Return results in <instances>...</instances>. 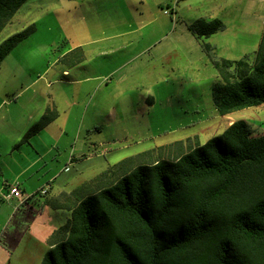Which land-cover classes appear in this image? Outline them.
Segmentation results:
<instances>
[{"label": "rangeland", "instance_id": "374dc122", "mask_svg": "<svg viewBox=\"0 0 264 264\" xmlns=\"http://www.w3.org/2000/svg\"><path fill=\"white\" fill-rule=\"evenodd\" d=\"M263 10L264 0H255L249 8L246 1L243 7H223L208 0H27L0 33L1 43L36 24V31L0 65V101L5 100L0 120L7 115L22 121L29 110L27 97L34 92L31 86L41 90V79L51 81L52 87L46 90L49 96L45 91L37 101L50 97L66 107L73 100L91 102L82 129L64 136L60 144L68 157L75 152L79 161L60 160L42 172L47 180L55 176L50 194L56 197L92 182L125 158L143 153L156 157L170 144L182 141L186 146L188 139L204 144L222 134L229 119H244L252 135L264 134V104L222 116L213 98L219 78L213 60L245 55L253 59L263 31ZM251 11L257 20L241 18L253 15ZM212 15L224 19L226 29L206 37L213 45L208 55L190 25ZM80 51L83 60L77 62ZM89 75L99 76V91L58 82ZM34 80L37 83L25 89ZM22 89L25 93L19 97ZM16 97L25 107L12 102ZM78 109L74 106L69 114L63 110L59 122L67 121L72 128L75 118L70 114ZM54 126L43 141L54 142ZM8 135L0 133V146L14 140ZM30 152L23 151L19 159L26 160ZM162 155L173 154L165 149ZM19 159L2 164L6 176L19 167ZM27 185L35 186V178ZM10 208L13 204L0 200V264H41L49 235L67 222V212L48 204L43 210L39 205L30 209L28 204L14 208L23 217L10 219Z\"/></svg>", "mask_w": 264, "mask_h": 264}, {"label": "trees", "instance_id": "16d2710c", "mask_svg": "<svg viewBox=\"0 0 264 264\" xmlns=\"http://www.w3.org/2000/svg\"><path fill=\"white\" fill-rule=\"evenodd\" d=\"M26 1L0 0V33ZM223 28L219 18L190 25L208 55L206 37ZM35 31L31 23L4 39L0 65ZM252 56L213 60L218 114L264 104V30ZM82 60L80 51L75 61ZM56 116L48 109L21 143ZM165 149L173 155L164 157ZM147 155L46 200L70 217L49 237L41 264H264V134L252 135L239 119L204 144L188 139Z\"/></svg>", "mask_w": 264, "mask_h": 264}, {"label": "crops", "instance_id": "0c3cea01", "mask_svg": "<svg viewBox=\"0 0 264 264\" xmlns=\"http://www.w3.org/2000/svg\"><path fill=\"white\" fill-rule=\"evenodd\" d=\"M177 1H179V0H177ZM208 1L211 3H218L219 6H223V7H233V6L237 7L238 5L243 7L244 1H246V4L249 8V7H253L254 3H255V0H208ZM238 12H239V10L237 9L235 11V14H238ZM241 12H243V11H241ZM251 13H253V15L246 13L245 15H241V18H244V19L248 18V19H250L251 22H254L255 20H257V18H256L253 11H251ZM15 16H14V18H15ZM14 18L12 19L11 22L14 21ZM213 18H219L222 21H225L224 19H222L221 17H219L217 15H212V16H210V18H207V19H213ZM262 22H263V30H264V10H263V21ZM225 29H226V25L224 22V28L221 31H225ZM262 34H263V31H262ZM261 37H262V35H261ZM259 43H260V41L258 42L256 49H254L253 54L257 50ZM226 58L230 59L228 57H226ZM5 59H4V61H5ZM235 60H238V59H235ZM63 72L66 74L68 72V69L64 68ZM15 81H19V80H15ZM40 82L41 83H40V85H38V87H42L41 90H38L36 88L37 84H34V83H37L36 80L32 81V83H30L29 85H25L26 86L25 89H26L28 86L34 84L33 86H31V87H34V92H33V95L27 97V100H28L27 105L29 106V110L26 109L25 118L22 119V121H19V119H18L17 121L14 122L13 120L10 119L9 116L7 117V115H5L0 120V133L3 135L7 133V134H9L8 136H13V138H14L13 141H8V143H6L5 145L0 146V192L5 191L7 189V186H6L7 183L12 182L14 180H19L21 182V186L26 193L35 192L38 189H40L43 185H45L46 183L53 182L55 180V176H51L48 180L44 179L45 176H43V173H42L44 168L50 167L53 165V163L60 161V160H63L64 162L69 161L71 163H74L76 161H79V159H80L78 156L75 155V152L71 156L68 157V154L66 152H63L60 144H61V141L63 140L64 136H67V135L73 136L77 129H80V130L82 129L83 121H84V118L89 113V110H90L89 107L91 105V102L87 101L85 103V105H83V103L77 104L76 100H73L66 107L61 101H58L57 99H51L50 97H47L45 100L44 99L42 100V98H41L40 101H37L38 99H40L38 97L41 96L43 92H45L47 89H50L52 87L51 81H47L46 79H44V80L41 79ZM58 82H60V83H67L68 82L70 84H78L79 86L83 87V89L90 88L91 90L93 89L94 91H96V90L99 91V85H100L99 76H97V75H95V76L89 75L86 78L67 80L66 82L59 80ZM21 86H24V83H22ZM25 89L18 91L19 97L24 95ZM45 93L48 96L50 94L49 91H46ZM32 96H33V98H32ZM19 97H16L17 99L12 100V102L16 103L18 108L21 109V108L25 107V105L19 101ZM0 100H1V97H0ZM4 101H5L4 99L2 101H0V105ZM88 102H89V104H88ZM14 103H11V105H15ZM76 105H78L79 109H78L77 113L75 112V114H70L71 117L75 118L74 119L75 122H73L72 128H69L70 125L67 121H65L64 123L59 122L58 118L61 117V112L63 110H64V112H67L68 114L73 113V107ZM48 109H52V110H55L57 112L56 118L52 122H50L47 126H45L41 131H39L38 133H36L32 137H30L28 140L21 143L23 137L25 136V134L27 133L29 128L35 122H37L40 119V117ZM93 110L94 109L91 110V117L94 116ZM222 116H225V115H222ZM233 121H234L233 119H231V120L229 119L228 124L230 125ZM52 125H55L54 127H56L55 128L56 129L55 138H54V142L48 143V142H45V140L43 141L42 138L44 135L49 134L51 132ZM2 128L3 129L5 128L4 131ZM88 128H89V126H88ZM8 139H10V138H8ZM37 139L42 140V142L38 143ZM23 147H26V148H23ZM28 149H30V150H28ZM26 150L31 151V152L28 155H25L26 160L21 161L19 159L20 153H23V151H26ZM17 155H19V156H17ZM10 159H12V160L10 161ZM18 159L20 161L19 167H16L15 169H10L9 170V172L11 173L10 176L9 177L6 176L4 170L2 169L3 168L2 164L4 162L9 163V161L11 163L12 162L17 163ZM34 178L36 180V185L33 187H29L27 184L31 183ZM52 188H53V185L51 186V189L49 190L48 194L46 196H44L45 198H42V197L38 198L37 197V198H33L32 200L28 201L27 205L29 204L30 209H33L34 207L39 205L40 209L43 210L44 206L47 204L46 200L49 198H53V197L57 196V195L54 196V195L50 194ZM0 200H1V198H0ZM13 201H14V203L12 201H10L9 204L11 206L13 204V206L15 208L18 202L16 200H13ZM27 205H22V207L26 208ZM49 207H51V206L49 205ZM14 208L13 209L10 208V212H9V218L10 219L11 218L14 219L17 217H18V219H20L21 217L24 216L23 214H17V212H14V211L18 210V209L14 210ZM59 209L65 210L68 214L67 217L69 219L70 211L67 210L66 208H59ZM68 219H67V221H68ZM51 234L49 235V237L51 236Z\"/></svg>", "mask_w": 264, "mask_h": 264}, {"label": "built area", "instance_id": "2783aa9c", "mask_svg": "<svg viewBox=\"0 0 264 264\" xmlns=\"http://www.w3.org/2000/svg\"><path fill=\"white\" fill-rule=\"evenodd\" d=\"M7 189L3 192H0V198L3 201H13L16 200L18 203L16 205V209L20 206L25 205L28 201L37 197H44L48 194L51 189L52 184L50 182L43 185L40 189L32 193H26L19 180H14L12 182L7 183Z\"/></svg>", "mask_w": 264, "mask_h": 264}]
</instances>
